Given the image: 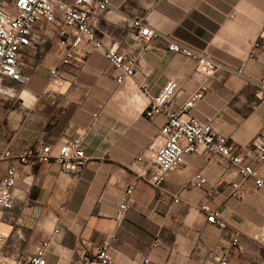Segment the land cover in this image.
<instances>
[{
    "label": "crops",
    "instance_id": "1",
    "mask_svg": "<svg viewBox=\"0 0 264 264\" xmlns=\"http://www.w3.org/2000/svg\"><path fill=\"white\" fill-rule=\"evenodd\" d=\"M138 18L206 51L220 68L202 76L194 61L167 51L156 39L141 51L132 28ZM93 29L105 47L138 55L132 78L118 84L104 52L88 44L73 65L62 68L65 86H49V71L60 66L62 49L47 26L46 32L35 31L34 47L21 54L29 80L16 87L18 98H0V153L44 144L60 147L83 135L88 157L79 175L54 162H0V179L9 167L18 166L14 207L0 215L6 238L0 257L17 264L47 241L48 264H88L81 245L98 246L115 237L112 264H210L215 247H228L236 235L239 247H229L228 264H264V186L243 179L220 157L201 153L186 155L160 189L128 171L166 122L165 115L148 120L144 110L169 82L179 87L171 111L207 86L190 115L210 121L236 147L264 133V97L257 86L264 76V0H111ZM256 41L258 49L253 48ZM46 88L49 95H43ZM257 170L264 178V163ZM196 173L216 190L209 205L225 220L223 230L194 211L207 192V187L189 184ZM232 184H239L235 197ZM128 185H134L132 203L118 222L115 214Z\"/></svg>",
    "mask_w": 264,
    "mask_h": 264
},
{
    "label": "built area",
    "instance_id": "2",
    "mask_svg": "<svg viewBox=\"0 0 264 264\" xmlns=\"http://www.w3.org/2000/svg\"><path fill=\"white\" fill-rule=\"evenodd\" d=\"M111 7V0H0V98H18L16 87L24 86L29 80L24 73L21 54L24 50L34 47L35 31L51 26L53 36L57 38L62 49L60 66L49 71V86L63 87L65 80L61 75L62 68L73 65L78 60L86 45L96 50H102L109 64L116 74V82L122 84L127 78H132L138 64V55L124 53L115 47H105L97 38L93 22L96 17L107 12ZM133 35L141 51H147L149 43L156 39L163 41L169 52L181 54L196 63V72L208 77L220 68V64L212 59L204 50L195 49L168 35H163L152 29L143 19L132 22ZM261 47L259 41L254 49ZM254 52L249 57L253 58ZM259 93L264 97V76L257 83ZM179 92L175 82H169L144 110V116L154 121L160 115L166 116L165 124L160 128L159 135L153 145L141 151L128 166V171L137 181H145L154 188L160 189L167 176L176 171L188 154L201 153L217 156L228 162L243 179L253 180L255 186H264V178L259 175L257 167L264 163V133L256 135L245 147H236L226 137L220 135L213 128L210 121H201L190 115V111L204 99L208 87L203 86L193 93L179 109L170 110L174 98ZM51 93L49 88L43 95ZM96 117V115L94 116ZM16 159L19 165L36 160L40 163H57L61 169L73 175H79L87 164L88 157L83 147V135L56 147L44 144L40 148H28L19 153L6 149L0 153V162ZM253 162L255 165L250 164ZM18 166L9 167L4 177L0 179V215L14 207V191L17 184ZM189 184L197 189L207 187L206 201L194 207L198 214L206 215V222L226 228V222L221 213L213 210L209 201L216 195L213 185L200 174H194ZM239 184H232L231 196L235 197ZM134 185L125 189V198L119 205L115 220L121 222L126 216L132 203L131 195ZM174 203L179 200L174 199ZM63 210V209H62ZM55 234L60 230L56 229ZM112 237L98 246L82 244L80 251L87 258L88 264H112ZM6 238L0 232V248ZM49 242H43L27 260L17 264H48L46 253ZM158 242L153 244L157 247ZM229 247H239V240L235 235L228 247L218 245L212 253L210 264H228L226 256ZM149 260H145V264ZM0 264H9L0 257Z\"/></svg>",
    "mask_w": 264,
    "mask_h": 264
}]
</instances>
